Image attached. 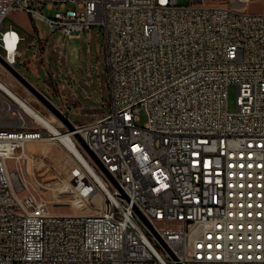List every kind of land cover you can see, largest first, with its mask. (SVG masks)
<instances>
[{"label": "built area", "instance_id": "2783aa9c", "mask_svg": "<svg viewBox=\"0 0 264 264\" xmlns=\"http://www.w3.org/2000/svg\"><path fill=\"white\" fill-rule=\"evenodd\" d=\"M253 1L0 0V264H264V0ZM13 11L58 35L47 50L32 27L47 90L20 67L30 45L5 26ZM96 27L108 98L92 106L107 109L72 118L68 41ZM36 139L75 159L60 203L71 211L32 190L38 177L18 169L15 183L9 161Z\"/></svg>", "mask_w": 264, "mask_h": 264}, {"label": "rangeland", "instance_id": "374dc122", "mask_svg": "<svg viewBox=\"0 0 264 264\" xmlns=\"http://www.w3.org/2000/svg\"><path fill=\"white\" fill-rule=\"evenodd\" d=\"M261 0H254L248 4V9L261 8ZM40 7V6H38ZM46 13L53 14L55 8H42ZM5 26L13 24L22 33L26 34L27 43L38 41V35L32 30L36 27L42 39H47L50 30L46 22L40 19H34L28 12L13 11L4 19ZM58 35L48 38L47 50L57 41ZM36 47L30 45L26 50L29 59L27 64H20L24 72L35 81L40 87H48L44 80V70L41 65V55L38 51L34 55ZM68 63L64 65L66 70L70 71L68 81L79 89L80 100H75L73 104H67L71 112V117L76 118L73 110L82 109L83 113L102 114L107 107H93L95 102L101 105L102 100L108 98V89L106 84V75L104 73L105 55H104V38L98 27L93 33L87 30L83 31L82 37L73 36L68 41ZM70 66V70L68 69ZM63 68V69H65ZM91 71L92 74H89ZM101 73V78L97 76ZM42 78V79H41ZM77 89V88H76ZM90 93V96H89ZM238 97V86L232 83L229 87V108L236 110ZM54 99L59 102V98L55 95ZM83 117H85L83 115ZM81 116H79V119ZM93 118L90 116V119ZM78 119V120H79ZM147 120V113L142 110L139 123L143 124ZM27 153L20 149L14 157L10 159V167L22 172L28 179L36 176L42 182L37 188L32 185V190L39 196L44 197L50 203L54 204V209L60 212L71 211L72 207L68 204H60L62 200L69 199L72 195L68 191L69 181L65 179L75 163L69 149L61 142L52 139H40L31 142ZM21 157H18V156ZM65 191V192H59ZM54 200V203H53Z\"/></svg>", "mask_w": 264, "mask_h": 264}, {"label": "water", "instance_id": "95a60500", "mask_svg": "<svg viewBox=\"0 0 264 264\" xmlns=\"http://www.w3.org/2000/svg\"><path fill=\"white\" fill-rule=\"evenodd\" d=\"M36 91V93L43 99V100H45L50 106H51V108L54 110V111H56L57 113H59L60 115H62L60 112H59V110L53 105V104H51L49 101H47L44 97H43V95L39 92V91H37V90H35ZM62 117L65 119V121L68 123V125H69V127L71 128V129H73L74 128V124H73V122L72 121H70L69 120V118H67L66 116H63L62 115ZM77 136H78V138L80 139V141L83 143V145L87 148V150L89 151V153L95 158V160L100 164V165H102V167H103V164L101 163V161H100V159L98 158V156L96 155V153L93 151V149H91V147L88 145V143L85 141V139L80 135V133H77ZM12 176H13V178L15 179V183L17 184L18 182H19V178H20V176H19V171L18 170H12Z\"/></svg>", "mask_w": 264, "mask_h": 264}, {"label": "bare ground", "instance_id": "6f19581e", "mask_svg": "<svg viewBox=\"0 0 264 264\" xmlns=\"http://www.w3.org/2000/svg\"><path fill=\"white\" fill-rule=\"evenodd\" d=\"M28 107L31 109L30 106H28ZM44 121H45V122L47 121V123H48L50 126H52V127L54 126V125H53L51 122H49L48 120H45V119H44ZM36 140H40V139H36ZM63 140H64L66 143L70 144L69 141H68L65 137L63 138ZM34 141H35V140H31V141H29V143H28L27 145H25V147L23 148L24 153H27V152H28L27 149L29 148L30 143H31V142H34ZM18 157H21V156L19 155ZM82 157H83V156H82ZM83 158H85V157H83ZM86 160H87V159H86ZM88 164L91 165V163H89V162H88Z\"/></svg>", "mask_w": 264, "mask_h": 264}]
</instances>
